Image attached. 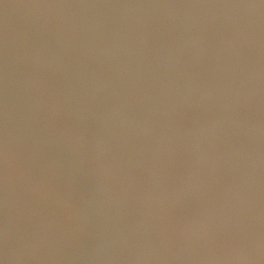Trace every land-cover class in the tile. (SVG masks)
<instances>
[{"label":"water","instance_id":"water-1","mask_svg":"<svg viewBox=\"0 0 264 264\" xmlns=\"http://www.w3.org/2000/svg\"><path fill=\"white\" fill-rule=\"evenodd\" d=\"M264 264V0H0V264Z\"/></svg>","mask_w":264,"mask_h":264},{"label":"clouds","instance_id":"clouds-1","mask_svg":"<svg viewBox=\"0 0 264 264\" xmlns=\"http://www.w3.org/2000/svg\"><path fill=\"white\" fill-rule=\"evenodd\" d=\"M250 257L247 251L241 250L239 256L227 257L224 260V264H244L245 261L249 260Z\"/></svg>","mask_w":264,"mask_h":264}]
</instances>
